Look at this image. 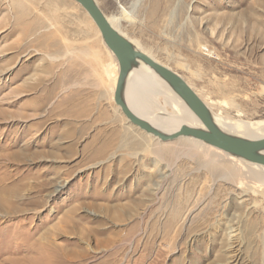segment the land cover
<instances>
[{"label": "rangeland", "instance_id": "374dc122", "mask_svg": "<svg viewBox=\"0 0 264 264\" xmlns=\"http://www.w3.org/2000/svg\"><path fill=\"white\" fill-rule=\"evenodd\" d=\"M97 2L217 115L264 121V0ZM53 20L59 30L49 28ZM56 29L76 47L96 49L102 37L75 0H0V264H34L47 252L43 264H264L261 193L213 178L188 158L174 174L151 155H123L117 144L106 159L93 158L96 135L131 125L96 119L106 110L114 117L116 104H98L90 64L50 61L45 44ZM101 55L112 62L108 50ZM72 67L83 70L61 82ZM81 109L87 116L66 114ZM203 144L209 159L218 155ZM105 205L128 213L110 218ZM177 209L182 216L173 219Z\"/></svg>", "mask_w": 264, "mask_h": 264}, {"label": "bare ground", "instance_id": "6f19581e", "mask_svg": "<svg viewBox=\"0 0 264 264\" xmlns=\"http://www.w3.org/2000/svg\"><path fill=\"white\" fill-rule=\"evenodd\" d=\"M139 2L140 0H138L137 4L135 5L137 6ZM107 18L109 19L111 25L117 31H119L123 36L129 39V41H131L139 50L151 56L147 51L141 48L138 43L135 42V40H132L129 36L122 32L120 28L119 18L109 16ZM53 21V23L49 25V28H57V26L60 24L58 20ZM39 27H44V23L39 24ZM58 30L49 34L48 43L45 44V48L49 50L48 56L50 61L52 63L61 65L60 62L68 57L67 60L74 59L76 61V59L78 58L79 60L90 64L88 65L89 68L97 77V83L95 84L94 88L96 89L95 96L97 97V100L99 102L98 104L100 105L103 100L114 101V93L119 76V62L116 59L115 55L107 47V44L105 43L103 37H101V39L97 42L98 46H96V49H93L91 45L76 47L73 44L69 43L66 37L68 36V34L65 35L61 32L60 34ZM79 33L82 34V36H85V30L82 29ZM99 33L101 34V32ZM105 49L108 50L112 55L113 60L111 63H106V61L102 59V50ZM82 70L83 68L81 69V67H78L77 70H74L72 67L68 70V73L61 78L60 81L66 82V80L68 81V79H70V77L74 73L80 72ZM104 75L108 78V81L110 83L109 89L106 88V80L104 78ZM125 99L129 107L135 114L150 122L154 127L164 133H175L183 125L198 129H204V126L200 119L195 115L193 111L189 109L184 100L154 70L144 64H141L138 68H135L129 75L127 88L125 91ZM67 103L70 102L68 101ZM207 106L209 107L213 115L215 123L226 133L232 136L242 137L250 140L264 138V121H231L225 117L217 115L213 111L211 106H209L208 104ZM113 113L114 117L109 113L108 110L103 111L96 119H113L111 123L115 125L121 124L124 121H128V119L123 114L121 107L116 105ZM66 114L68 116L75 115L78 117H85L87 116V110L81 109L75 114L70 110L68 112L66 111ZM130 125L134 127V125H132L131 123ZM131 126H124L122 127V130H114L107 135H96L90 146V148H92V150H90L93 151L91 153L93 154V158L100 160H103L104 158L106 159L107 154L117 144V151H121L123 155L129 156L132 159H138L141 155H151L155 157L159 162H165L166 168H169L172 174H174V168L177 164V161L181 160V158H188L190 161L195 163L196 166L199 167L200 165L201 167L205 168L210 173L211 177L215 178L216 176H222L227 180V182L229 181L233 184L239 185L238 188L241 189V187H247L248 190H251L254 193H261L264 197V166L244 161L229 154H223L219 150L218 153H216L218 154L217 156H213V159H209L208 155L211 154L207 153V150H205L204 148L205 145L203 144V142L190 137H181L179 138L180 140L177 139L178 141L176 142L168 143L163 142L159 138L151 135L155 139H158L163 143L159 144V141H154L155 139H151L150 136L133 132L131 130ZM84 130L83 132H85ZM101 137H103L102 144L97 147L96 142L99 141L98 139ZM184 147L188 149H185ZM184 151L187 152L184 153ZM200 151H203L204 153L201 154L199 153ZM221 154L226 158L225 162L219 161V155ZM115 157L116 153L113 154L111 158L115 159ZM91 161L93 160L91 159L89 162ZM170 161H173L174 163L170 164ZM227 164H233L235 168H232V170H228ZM124 168L128 169V165L126 164ZM60 188L63 187L61 186ZM244 193L246 192L242 191V195ZM100 209L108 214L110 218L114 219L125 217L128 213V207H125L123 205H105ZM181 216L182 213L180 209L175 210L172 214L173 219H179ZM54 254H59V252L55 251ZM49 255L51 256V253H41L40 261L34 264L45 263V261L49 259Z\"/></svg>", "mask_w": 264, "mask_h": 264}, {"label": "water", "instance_id": "95a60500", "mask_svg": "<svg viewBox=\"0 0 264 264\" xmlns=\"http://www.w3.org/2000/svg\"><path fill=\"white\" fill-rule=\"evenodd\" d=\"M89 14L99 28L109 50L119 62V76L114 93V101L128 121L147 134L159 138L163 142L190 137L219 149L244 161L264 166V138L245 139L232 136L223 131L214 121L213 115L198 93L189 85L185 78L139 50L129 39L117 31L109 22L107 15L97 0H75ZM144 64L154 70L184 100L186 105L202 122L204 129L183 125L177 132L167 134L150 122L139 117L129 107L125 99L127 82L131 72Z\"/></svg>", "mask_w": 264, "mask_h": 264}]
</instances>
